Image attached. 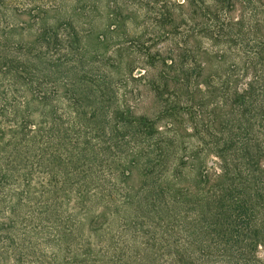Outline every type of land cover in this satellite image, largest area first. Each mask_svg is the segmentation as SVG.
Here are the masks:
<instances>
[{
	"label": "trees",
	"instance_id": "1",
	"mask_svg": "<svg viewBox=\"0 0 264 264\" xmlns=\"http://www.w3.org/2000/svg\"><path fill=\"white\" fill-rule=\"evenodd\" d=\"M0 264H264V0H0Z\"/></svg>",
	"mask_w": 264,
	"mask_h": 264
}]
</instances>
